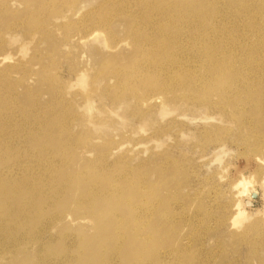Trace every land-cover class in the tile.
Returning <instances> with one entry per match:
<instances>
[{"label":"rangeland","instance_id":"obj_1","mask_svg":"<svg viewBox=\"0 0 264 264\" xmlns=\"http://www.w3.org/2000/svg\"><path fill=\"white\" fill-rule=\"evenodd\" d=\"M178 1L0 0V15L4 17L0 19V58L10 57L0 69L15 67L10 74L15 97L22 104L30 103V111L39 115L28 122L15 114V133L8 132L0 140V157L7 150L10 159L0 173L12 172L15 179L24 177L19 168L23 165L15 166L17 158L23 164L29 159L33 173L40 171L37 165L48 166L47 154L35 156L29 148L36 143L32 135L42 127L39 122L43 118L62 117L63 127L58 128L56 140L68 145L66 155L54 158L53 163L69 173L62 175L58 170L52 175L53 188L61 189V199L44 202L42 209V204L36 203L40 205L39 212H35V206L29 210L32 218L23 217L25 222L28 218L34 222L31 229L38 232V243L47 245L44 254L55 258L56 253H74L78 244L102 230L90 213L78 210L83 201L81 193L75 191L90 175L96 177L104 192L113 189L108 180L125 177L138 184L135 190H124V200L129 204L118 212L109 208L104 213H118L128 229L137 220L139 226L133 228L140 235L157 239L148 244L149 252L144 257L147 264L155 256L159 264H264V69H258L264 56L261 61L260 57L251 61L256 48L252 34L248 40L241 39L244 42L232 53L221 54L220 48L214 55L219 64L233 57L249 60L251 69L230 72L226 64L225 71H221L215 64L207 71L208 53L200 55L191 47L199 46L201 41L193 39L191 46L186 43V35L197 33L204 18L221 27L220 38L224 41L240 35L234 32L250 31L252 21L255 29L263 33L264 1L223 0L206 9L204 17L193 16L195 12L189 4ZM146 4L168 6L164 13L158 10L148 19H141L144 26L131 22ZM186 18H190L191 27L182 23ZM8 21L14 24L12 30L6 26ZM171 22L183 29L171 30ZM142 36L164 40L177 52L173 62L165 61L161 55L155 57L156 63L141 59L144 72L156 68V81L128 78L116 63L133 55L137 50L134 39ZM217 44H221L220 40ZM138 45L140 55L155 46L148 40H138ZM182 74L194 78L190 81L195 82L199 92H208L209 99L202 101L204 97L192 94L182 83L185 78H177ZM135 75H141V71ZM211 80L217 86L235 87L249 81L256 91L243 93L240 97L244 102L234 96L223 99L216 89H210ZM2 85L5 88V83ZM154 95L161 99L151 101ZM257 107L262 115L255 110ZM54 125L59 127V122ZM42 147L50 149L39 145L36 154ZM49 156L53 157L51 153ZM40 177L38 185L47 191L49 185L42 170ZM147 180L160 187L140 198V187ZM242 182L251 183L259 193L251 206L246 204L247 197L239 195L243 189L236 186ZM25 196L33 200L30 194ZM31 203L34 206L35 202ZM234 221L237 227H233ZM6 232L0 230V264H27L25 256L39 251L38 244H20L13 249L7 243ZM124 256L133 259L136 253Z\"/></svg>","mask_w":264,"mask_h":264},{"label":"bare ground","instance_id":"obj_2","mask_svg":"<svg viewBox=\"0 0 264 264\" xmlns=\"http://www.w3.org/2000/svg\"><path fill=\"white\" fill-rule=\"evenodd\" d=\"M222 1L223 0H201V2L198 3L197 0H180L178 2L182 5L189 4L191 9L195 12L193 16H203L204 17V12L206 9L215 7L216 5H220ZM262 1L264 0H261V2ZM243 5L246 6V3H243ZM167 6L168 5L151 6V5L146 4L145 7L140 8L141 10H139L138 13L134 15V17L130 21L134 22V24L138 23V25L144 26V23H143L144 21H140L141 19H144V18L148 19V17H150L153 13H156L158 10L161 13L162 11L164 13V10H166ZM1 11H3V9H1L0 7V12ZM2 18L4 17L0 15V19ZM204 19L201 20L200 29L198 30L197 33L186 35L187 37L186 43L190 45L189 42L193 39L201 41L199 46H196V47L191 46V45L190 46L193 49L199 50L200 55L204 53H208V54H205V55H209V58L205 62V69L207 71H209L211 68H215L216 67L215 64L219 65V67L221 68V71H225L224 67L226 66V64H227V67H225V69L230 72H233L236 69H240L246 72L249 69H251L252 67L251 68L248 67L249 60L243 61L242 59H236L235 57H233V59L229 61L228 63L219 64L214 61V55L217 53L218 49L220 48H222L221 54L232 53L233 48L238 47L244 42V41H241V39L248 40L249 36H251L252 34L255 35L254 45L256 48H254L253 50L251 61L252 59H254L253 61L256 62L255 58L258 59L257 57H260L259 61H261V58H262L261 56L262 55L264 56V37H261V36H264V30H263V33L260 30L259 31L256 30L255 29L256 26L254 25L253 21L249 25V27H251L250 31L246 29L245 31L234 32L240 35L237 38H232L233 36L232 35L230 38H228V40L224 41L220 38V37L223 38L221 27H216L212 25L211 23L213 22V20L211 19H208V20H204ZM193 20H195L196 22L199 21V19H194V18ZM237 20L239 19L237 18ZM182 23L184 25H188V27H191L190 18L184 19ZM6 26L10 30L14 28V24H12L10 21L6 23ZM169 26H170V29L175 32H180L181 31L180 28L183 29V27L180 26V24L178 26L177 24L173 22H171ZM192 31H197V30L192 29ZM1 38H3L2 35H1ZM138 40H141V41L148 40L151 43H153L155 46L154 48L149 50L146 53V55H140ZM219 40L221 44L215 45ZM134 43L137 45V50L133 51V55L129 57H125L127 59L123 58V61L122 59H119V61L117 60L116 62V63H119L118 65L120 67L124 68L125 75L128 78H133L134 80H137L139 79V77H142V78H146L149 81H156L157 80L156 68H152L151 71L148 70L144 72L142 64H141V59L145 60L146 63H156L154 59L157 55H161L162 57L165 58V61H169V62L176 61L178 58L177 52L174 50H171L170 46L167 43H165L164 40L156 39L153 36H142L140 38L135 37ZM158 51H160L161 54H154L155 52H158ZM9 58H10L9 56L3 55L0 58V65L6 64ZM261 63H262L260 64L261 67H258V69H264V59L263 58H262ZM159 64H162V63H159ZM14 68L15 67L13 68L8 67L7 69L6 68L0 69V140H2L1 137H5L6 135H8V132L15 133V123L13 122L15 121L16 113H18L17 114L18 116L19 114L23 116L28 122L33 119L37 120L39 118V115L35 116L30 111V103L22 104L20 101L17 100L18 98L15 97V85H12L11 83L12 81L10 77V74L12 73V70ZM140 71H141V75L136 76L135 73L140 72ZM2 77H4L5 79H1ZM179 77L185 78V82H182V83L190 89V92L192 94L200 95L204 97L205 99L201 98L203 99L202 101H206L209 99L208 96H210V94L208 92H199V90L196 87L197 85H195V82L192 83L190 81L194 78L190 77L187 74L179 75L177 78ZM2 83H5V88L3 87ZM210 89L211 90L216 89L221 95V98L223 99H227L228 97H231V96L238 97L239 102H244L243 99L240 97L243 93L256 91V89L253 88L252 83H250L249 81H245L244 85L240 87H235L232 84L217 86L213 82V80H211ZM160 99H161L160 95H154L152 96L151 101L152 100L159 101ZM255 110L257 111L259 115H262V112H260V108L257 107L255 108ZM242 113L244 112L242 111ZM61 121H62V117L58 119L43 118L39 122L40 124H42V127L40 129L36 128L35 132L32 135V137L36 139V143H35L36 145L34 144L32 147L30 146L29 148H31L35 152V156L42 157L45 154H47V165L48 166L39 167V165H37L38 168L40 169V171H38L39 174L32 172L33 167L30 166L31 164L27 163L30 161L29 159L26 161V163L23 164L18 158L15 159V166L23 165L19 168L24 172V177L15 179V175L12 172L8 174L0 173V230L3 229L4 231H7L6 240H7L8 245L13 247L14 249L20 244L26 246L27 243H32V244L37 243L39 246V251H37L34 254L25 256V258L29 261L27 264H33V262L49 263L51 261H55L57 263H61L63 261L62 264H147L145 262L144 257H145V253L149 252L147 251L149 250L148 244H152L153 242L157 241V239L155 240L153 238L154 239L153 240L151 237H148L145 239L144 236L140 235L133 228L135 226H139V221L137 222V220L134 221V226L128 229L127 222L118 213L116 212L106 213L105 212L107 216L104 213V211L109 208L111 210L113 209V211L115 210L118 212V209H121V206L129 204L128 200L127 202L126 200H124L125 197L123 195H125L126 189L135 190V188L138 187V184L126 179L125 177L119 178V181H114V180L109 181L107 179L109 186H111L114 190L111 189L110 191L104 192L100 190V186L97 184L96 177L86 175L89 178H92V180L88 178L86 182L81 184L80 189H76V191L74 190L75 192L81 193V200L83 201L82 205L79 207L78 210L79 212L83 211L84 213L86 212L90 213L91 217H94L96 219V226L98 225V227L102 228V230H97V232H95L87 242L85 243L82 242V244H78L77 249L75 250L74 253L72 252L70 253L69 250L66 249L68 251L65 252V255L62 254L64 252L61 253V255H64V256L57 255L58 256L57 257L56 254L58 253H56L54 255L55 258H53L50 255L44 254L45 253L44 248L47 245L42 242H41V245L38 243L37 241L38 232L35 233V231L31 229L35 227L34 222L31 223V221L28 220L29 218H32V214L29 215V213H31V211L29 210L35 209L36 203L37 204L40 203V205L42 204V207H41L42 209L43 206L45 205V204L43 205L44 202L46 204L50 202L54 203L56 202L55 199L56 200L61 199V196H60L61 189L54 190L53 187H55V185L53 186V183H52L53 182L52 175L58 172V170H60V173L62 175L63 173H68V172L61 171L62 168L59 167L58 164H53L54 158L56 157L62 158L68 152V145L65 142L63 144H59L57 143V140H56L59 138V136H57V130L63 127V124L61 123ZM55 122L56 124L59 122V127H55L54 125ZM54 136L56 137L53 139ZM3 141H6V138H4ZM39 145L40 146L47 145L50 147V149L47 147V150L49 149V151H46L44 147H42V149H39L36 154V148L38 149ZM52 147H54L56 150H52ZM6 153H8V151L4 150V152L1 154L0 169L7 168L8 163L10 161L9 157L6 156ZM50 153L53 155V157L49 156ZM28 155L26 157H28ZM17 157L21 158L20 155ZM41 170L43 171L45 175V179L44 178L43 179L46 180V182L49 185V189L47 191L38 185V181L42 179L40 177ZM65 175H69V173ZM161 175L163 176L164 174L162 173ZM75 181L80 182V179H76ZM159 187H160V184L153 185L152 183H149L147 180L145 185L140 187L139 197L141 198L142 196L143 198L144 196H147L151 194L153 191L157 190ZM184 190H185V187H184ZM74 191L72 193H75ZM26 194L31 195V200L33 199L31 202L33 203L35 202L34 206H32V203L30 202V197L28 198L25 196ZM157 200L153 202H157ZM203 201L204 200L202 199V202ZM40 205L36 206V209H35L36 213L39 212ZM205 212L206 211H204V213ZM167 216L168 215H165L164 217H167ZM23 217L24 218L29 217V218L25 222V220H23ZM132 221L133 219L130 220V222ZM13 223L15 225H13ZM101 225H105L106 227L108 226L107 227L108 229H106V227H103ZM124 226H125L124 229H120ZM7 229L10 230V232ZM123 235L127 237V240L125 242L123 241ZM162 235H165V234H162ZM158 237L156 235V238ZM149 238L152 239V242L151 240H149ZM166 239L164 241H166ZM160 240L161 239L159 238V241ZM124 251L126 253V256H127V253H130V255H134L136 253V256L133 259L131 258V256H129L130 258H128V256L125 257ZM138 252L139 254L137 255ZM122 256L124 257L123 260H122ZM157 258L158 257L155 256L154 261L151 264H159L160 262H158ZM176 264H179V263H176Z\"/></svg>","mask_w":264,"mask_h":264},{"label":"clouds","instance_id":"obj_3","mask_svg":"<svg viewBox=\"0 0 264 264\" xmlns=\"http://www.w3.org/2000/svg\"><path fill=\"white\" fill-rule=\"evenodd\" d=\"M237 188H242L243 191L239 193L240 196L247 197L246 204L251 206L252 199L255 198L259 193L252 187L251 183L242 182L236 186ZM251 189V191H250ZM237 208H240V204H237ZM239 219V216L237 217ZM236 222H233V227H237Z\"/></svg>","mask_w":264,"mask_h":264}]
</instances>
